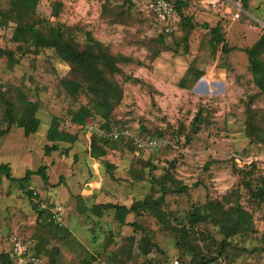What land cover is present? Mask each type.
I'll use <instances>...</instances> for the list:
<instances>
[{
    "label": "rangeland",
    "instance_id": "rangeland-1",
    "mask_svg": "<svg viewBox=\"0 0 264 264\" xmlns=\"http://www.w3.org/2000/svg\"><path fill=\"white\" fill-rule=\"evenodd\" d=\"M148 2L39 0L24 15L38 27V20L62 25L80 48L90 35L115 57L118 69L109 77L122 97L108 128L94 113L83 125L70 120L79 106H90L84 90L71 95L63 84L75 78L72 65L51 47L15 41L14 19H1L8 20L0 25L2 98L17 108L35 102L39 125L27 136L21 127L8 126L0 100V130L7 129L0 136V164L15 178L0 172V264L13 235L34 240L42 264H193L191 254H184L189 246L177 244L181 237L195 242L204 264H264V201L248 188L264 181V94L243 51L264 34L255 20L264 21V0H241L244 11L236 19L191 0L171 34L152 24ZM10 8L11 0H0V13ZM53 121L77 140L50 141ZM125 128L130 138L113 139L114 130ZM92 137L104 155L92 156ZM135 137L154 139L155 145L139 149ZM53 144L58 149H46ZM40 166L46 178L21 179ZM179 184L187 190L177 192ZM30 191L37 194L34 200ZM149 195L161 198L165 221L140 209L120 222L114 208L104 207H129ZM34 201L61 203L66 227L46 213L38 217ZM218 202L251 215V229L227 238V245L220 244L224 237L211 218L218 215L213 208L207 209L209 219L191 223L196 208Z\"/></svg>",
    "mask_w": 264,
    "mask_h": 264
},
{
    "label": "trees",
    "instance_id": "trees-1",
    "mask_svg": "<svg viewBox=\"0 0 264 264\" xmlns=\"http://www.w3.org/2000/svg\"><path fill=\"white\" fill-rule=\"evenodd\" d=\"M38 1L39 0H11V8L9 11L0 13V25L8 21L1 20L2 18L7 16L13 18L14 20L12 21L15 22V26L12 37L15 41H23V43H26L28 46H35L36 48L51 47L59 53L61 58L68 61L72 65L71 70L75 78L63 80L64 86L71 95H75L84 90L89 96L90 104V106L81 105L77 110L72 111L70 120L75 124L83 125L86 122V118L91 113H94L105 120V127L108 128V120L112 109L119 103L122 97L120 86L109 77V75L115 73L118 69L115 57L105 51L102 45L90 35H88L90 40L89 43L85 47L80 48L75 42L65 37V30L62 25L57 24L56 26H51L46 24L47 22L43 24L44 20H38L40 23L42 22L41 26L38 27L36 26V20H25L24 15H27L29 11H33ZM59 6V1L53 4V15H57ZM180 6H182V4L177 5V11H179ZM242 6L244 7V2ZM211 31L216 41L219 42L220 35L218 26L213 27ZM243 51L247 55L250 64L253 83L257 86L259 92L264 94V60L261 57L264 52V34H261L251 46L243 48ZM77 78H79V80H77ZM0 100L4 105L3 117L8 126L16 125L17 127H21L26 136L36 131L39 125V119L35 116V111L37 109V104L35 102L24 101V104L17 108L13 102L9 100L4 101L1 92ZM6 132L7 129L0 130V136L4 135ZM47 138L53 142L62 141L73 144L77 140V134L59 129L58 124L53 121L48 128ZM121 138H123V136L118 139ZM129 140L132 141V139ZM90 146L92 156L99 157L105 154V150L99 148L94 137L91 138ZM48 148L54 150L58 149V146L57 144H53L50 147L46 146V149ZM0 172L5 173L7 179L15 180V178L10 175L8 165L0 164ZM31 174H37L46 178L44 167L40 166L35 171L26 170L25 175L21 179L28 178ZM248 188L251 197L259 201H264V181L257 186L255 190L252 189L249 184ZM175 190L177 192H184L187 190V186L179 184ZM30 194L31 198L34 200L36 195L33 196L32 191H30ZM33 203L37 207L38 217L46 213V217L50 222L61 228L66 227V223L59 225L52 220L51 211L49 209L51 204L41 207L36 201ZM161 204V198L154 199L149 195L142 200L135 201L129 207L111 203L104 204V207L114 208L116 217L120 222L124 221V215L126 213L131 211L138 212L140 209H147L160 221H165L166 217L161 209ZM209 208H213L218 214L216 218H211L224 237L221 240V245H227V238L251 229V215L246 210L238 206L225 209L220 203L216 206L211 204L196 208L190 214L191 223L197 224L200 221L209 219L210 216L207 212ZM181 243H185L189 246V249H185L184 254H191V261L193 264H204L206 262L204 256H200L199 252L196 250L195 242L181 237L177 244ZM222 250H224V248H222ZM35 253L41 255L37 245L35 246ZM1 257L4 264H13L8 251Z\"/></svg>",
    "mask_w": 264,
    "mask_h": 264
},
{
    "label": "built area",
    "instance_id": "built-area-1",
    "mask_svg": "<svg viewBox=\"0 0 264 264\" xmlns=\"http://www.w3.org/2000/svg\"><path fill=\"white\" fill-rule=\"evenodd\" d=\"M191 0H149L147 9L151 16V21L160 32L170 34L176 28V9L178 4L189 3ZM205 6L213 12L220 13L223 16H231V18H239L243 13L241 0H204ZM260 26L264 29V23L260 22ZM113 139H118L121 135L130 138V132L127 128L123 130H114L111 133ZM136 147L143 149L145 147H153L154 139H143L135 137ZM33 195H37L33 192ZM41 207L45 205L40 204ZM52 220L62 225L65 223V209L61 203H51L49 207ZM36 242L31 238H25L19 235H13L9 242V255L13 264H42L43 256L35 253Z\"/></svg>",
    "mask_w": 264,
    "mask_h": 264
},
{
    "label": "crops",
    "instance_id": "crops-1",
    "mask_svg": "<svg viewBox=\"0 0 264 264\" xmlns=\"http://www.w3.org/2000/svg\"><path fill=\"white\" fill-rule=\"evenodd\" d=\"M193 1V0H192ZM199 1V3L202 5V6H204L205 8H207L206 6H205V2H204V0H198ZM187 4L188 3H185V4H182V6H180V8H179V11H177L176 10V16H175V20H177V15H183V13L185 12V11H187V10H189L190 9V7H188L187 8ZM213 13H215V14H217V15H221L220 13H217V12H213ZM223 16V15H222ZM255 20H257V22L260 24V22L261 23H264V21H262L261 19H258V18H255ZM176 24V23H175Z\"/></svg>",
    "mask_w": 264,
    "mask_h": 264
},
{
    "label": "water",
    "instance_id": "water-1",
    "mask_svg": "<svg viewBox=\"0 0 264 264\" xmlns=\"http://www.w3.org/2000/svg\"><path fill=\"white\" fill-rule=\"evenodd\" d=\"M199 89H200V88H199ZM199 89H198V90H199Z\"/></svg>",
    "mask_w": 264,
    "mask_h": 264
}]
</instances>
